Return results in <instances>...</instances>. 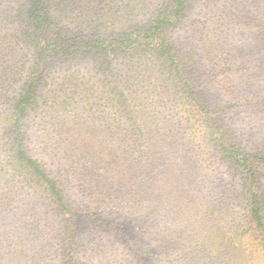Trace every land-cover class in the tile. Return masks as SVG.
<instances>
[{"label": "trees", "instance_id": "trees-1", "mask_svg": "<svg viewBox=\"0 0 264 264\" xmlns=\"http://www.w3.org/2000/svg\"><path fill=\"white\" fill-rule=\"evenodd\" d=\"M85 1L0 0V264L126 260L85 242L77 218L113 225L128 264L145 261V234L166 264H264V146L253 130L264 118V0H211L221 17L246 19L236 45L230 22L217 40L211 27L199 40L183 33L194 0H163L143 19L140 0H117L113 18ZM209 165L238 171L239 186L202 183ZM90 189L106 207L80 216ZM232 198L247 263L225 252L226 237H182Z\"/></svg>", "mask_w": 264, "mask_h": 264}, {"label": "rangeland", "instance_id": "rangeland-1", "mask_svg": "<svg viewBox=\"0 0 264 264\" xmlns=\"http://www.w3.org/2000/svg\"><path fill=\"white\" fill-rule=\"evenodd\" d=\"M125 1H128V0H125ZM140 1L142 2L140 4V7L142 9L138 10L139 11L138 14L141 17V19L149 17L155 7H158L161 4L163 5V0H140ZM115 2H117V0H86L85 4L91 3L94 9L101 12L100 14H105V16L103 15L104 17L113 18L114 17V5L117 4ZM131 2H133V0H131ZM193 2L194 3L191 5V9L188 13L185 27L183 29V33L185 35H188L189 33H194L195 38L199 40L198 37L202 34V32L206 31V28L211 27L212 30L209 32V34L211 35L212 39L217 40L219 37L227 35L226 33L220 34L222 29H224L222 25L227 28H229L230 26L235 27V30L232 31V34L229 36L232 39L230 42L232 45L239 44L243 38L245 39L249 35L248 32L246 31L247 30L246 25H245V23L247 22L246 19L242 20L240 18L239 22H237L236 18L232 15L229 17L225 14H222V17H221V15L219 14L220 13L219 11L215 12L211 10L213 6L218 8V6L214 4V2L211 0L209 1L208 0H194ZM104 9H106L105 12L103 11ZM116 9L117 7H115V10ZM227 22L231 23L229 24V27H228ZM214 31H217V32L215 33ZM221 64H223V61ZM262 121H263L262 123H257V125L254 126L253 130L259 136L260 138L259 142L261 143V145L264 146V118L262 119ZM33 138H34V141L36 142L34 135H33ZM107 162H109V160H106L104 164L105 168H109V165L107 164ZM217 172L218 174H216ZM106 176L110 177L109 172H106ZM211 176H212V180L218 181V182H215L214 185H220V187H223L225 182H227L228 185H232L230 183L234 182L237 186H239L238 184H240L241 182V175L238 173V171H233V169H228L226 167L220 166L218 169L213 171L212 167H210L209 165L207 167V175L203 176L202 178V183L204 181H207L208 177L210 178V181H211ZM261 180L264 186V167L261 172ZM105 183H107L106 185H111L113 181L111 178H109L105 181ZM87 192H90L92 196H89L87 194L89 198L81 197V199L84 202H86L85 205L88 206V209L85 211V214H79L80 216H85L86 213H88L92 209H97L98 211L102 212L104 208L106 207L105 202H103L102 200L100 201L98 200L97 204L94 202L97 196V193H94V191L91 189L88 190ZM166 195L164 192L162 193V201L164 203L163 205H165L167 200L169 199V197H167ZM206 196H209V195H206ZM73 199L77 200V197ZM67 200L69 203H71L69 198H67ZM239 201H240L239 198H232L234 208H232V204H230L228 207L223 206L219 212H216L214 215L210 216L209 219L208 218L202 219V220H199V222L197 223L191 222L190 224H185L188 228H186L185 231H183L184 232V235L182 236L183 240L187 241L188 243L189 242L196 243L198 238L195 236V233L199 232L200 229L203 228V234L205 235L203 240L205 243L217 244L220 240L226 237L225 252L227 254H229V252H233V254H235L234 259H240L241 261H243V263H247L248 259H250V254L246 251L244 243H242L241 231L243 230V228L241 226H238L236 229H234V225H233V222L236 221L237 218L241 217V215H243V212L240 211L241 207L238 204ZM186 203L188 202L186 201ZM168 208H171V207H168ZM131 212L135 213V211H131ZM192 213H194V210ZM190 216H191V212H190ZM77 221L79 222V224H78V230L76 231L77 233L81 235L80 237L84 239L85 242L91 239H94V241H96L97 243L103 244V248L105 250H113L115 254H120L119 259H126L125 261L122 262V264L129 263L131 259V253L126 250V248L124 247L121 241L119 242V236L117 235V231L115 230L113 225L109 226V223L105 222V224L102 223L103 227L101 228L100 223L94 224L93 219L90 220L91 226L89 225V222L86 221V219L82 220L81 218V220H79L77 218ZM219 221H223V223L219 224L218 226ZM151 223L161 224V220H157L155 222L149 221L147 223L141 222V224L146 225V226H149ZM230 224L232 228L229 227ZM214 225H217L218 227L216 226L217 228L212 229L211 227H213ZM135 227L136 225H129V227H127L126 229V232L130 234L131 233L135 234L137 233V231H139V234H141L140 233L141 225L139 228L137 227L135 228ZM164 227L165 228H163V230L169 233L171 232L170 228L166 229L165 225ZM154 236L151 234L150 235L145 234L144 239L140 240V243L142 245V250L145 253L143 255L145 257L144 258L145 261L142 263L143 264H166V260L169 258V256L161 253V251L158 250L157 244L154 241L155 240ZM86 246L87 245L84 244V247ZM124 251H127V253L122 254ZM169 255H170V259L173 260L174 258L173 254L169 253ZM124 256H126V258ZM136 261L132 260L133 262L132 264H137ZM88 264H93V263L90 260ZM114 264H118V263H114ZM237 264H242V263H237Z\"/></svg>", "mask_w": 264, "mask_h": 264}]
</instances>
